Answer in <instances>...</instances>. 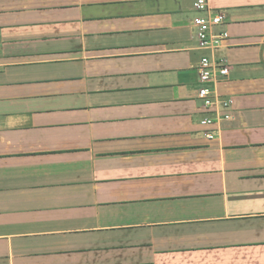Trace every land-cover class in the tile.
<instances>
[{"label":"crops","instance_id":"1","mask_svg":"<svg viewBox=\"0 0 264 264\" xmlns=\"http://www.w3.org/2000/svg\"><path fill=\"white\" fill-rule=\"evenodd\" d=\"M195 2L0 0V264H264V0L210 127Z\"/></svg>","mask_w":264,"mask_h":264},{"label":"built area","instance_id":"2","mask_svg":"<svg viewBox=\"0 0 264 264\" xmlns=\"http://www.w3.org/2000/svg\"><path fill=\"white\" fill-rule=\"evenodd\" d=\"M195 10L198 16L193 20V29L197 38L200 50L210 52V56H204L199 64L198 71L201 88L199 89V99L203 102L206 111H212L214 117L204 119L201 124L210 127L221 121V112H229L232 103L229 99L220 97L216 92L215 85L220 79L230 75L231 67L223 60L213 58L215 51L223 47L229 35L224 32H217V28L225 22V15L221 12L213 11L208 0H196ZM231 115H226L224 119H231ZM207 140L216 138L214 132L205 134Z\"/></svg>","mask_w":264,"mask_h":264},{"label":"rangeland","instance_id":"3","mask_svg":"<svg viewBox=\"0 0 264 264\" xmlns=\"http://www.w3.org/2000/svg\"><path fill=\"white\" fill-rule=\"evenodd\" d=\"M195 39L197 40V38L195 37Z\"/></svg>","mask_w":264,"mask_h":264}]
</instances>
